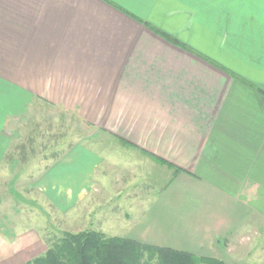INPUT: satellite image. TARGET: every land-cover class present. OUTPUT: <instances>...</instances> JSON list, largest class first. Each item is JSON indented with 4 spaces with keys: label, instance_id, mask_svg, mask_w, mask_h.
Wrapping results in <instances>:
<instances>
[{
    "label": "crops",
    "instance_id": "0c3cea01",
    "mask_svg": "<svg viewBox=\"0 0 264 264\" xmlns=\"http://www.w3.org/2000/svg\"><path fill=\"white\" fill-rule=\"evenodd\" d=\"M50 110L92 133L38 152L23 130ZM59 213L94 219L78 232L260 256L264 0H0V264L48 250L39 226Z\"/></svg>",
    "mask_w": 264,
    "mask_h": 264
},
{
    "label": "trees",
    "instance_id": "16d2710c",
    "mask_svg": "<svg viewBox=\"0 0 264 264\" xmlns=\"http://www.w3.org/2000/svg\"><path fill=\"white\" fill-rule=\"evenodd\" d=\"M45 254L22 264H246L197 255L95 230L66 232Z\"/></svg>",
    "mask_w": 264,
    "mask_h": 264
},
{
    "label": "rangeland",
    "instance_id": "374dc122",
    "mask_svg": "<svg viewBox=\"0 0 264 264\" xmlns=\"http://www.w3.org/2000/svg\"><path fill=\"white\" fill-rule=\"evenodd\" d=\"M43 115V121H39L40 126L36 127L34 126L35 131H28L26 128L23 130L25 133V138L27 139L28 135L39 137L38 140L36 139V145H37V150L38 152H43L44 151V141L45 137L47 135V138L51 135L53 136V142L54 145H59L58 143L61 144V139H63L66 136H70V134H73L75 131H83L84 133H92V129L88 128L87 126L82 128V127H76L74 122L69 119L68 116L63 115L62 112L55 111V110H50L46 112H42ZM63 137V138H62ZM41 146V147H40ZM58 149V147L56 148ZM55 149V150H56ZM60 149V148H59ZM3 194V192L1 193ZM25 199L28 198V196L24 197ZM60 213L58 215L50 216L49 217V222L46 223V225L43 226L38 222V226L40 229L43 231V235L45 236L48 246L53 245L55 242H59L64 236L66 232H71V233H77L78 231H81L83 229H87L89 227L94 226L95 224H92L94 221L93 218H91V222L86 221L87 219H80V222H78V218H73L72 220L68 221L67 224L64 225L62 221H60L59 217ZM78 223V224H77ZM169 224H166V229L168 230L169 235H173V232L176 234L177 231L173 230L171 231L169 228ZM43 227V229H42ZM124 234H127V232H124ZM264 242V240H263ZM47 250H30V254L32 252V255H43L45 254ZM188 252L195 253L197 255H201L200 253H197V250H185ZM259 252V251H258ZM240 253V251L238 252ZM257 252L248 254L245 263L247 264H264V250H261L260 256H256ZM241 254V253H240ZM247 255V254H245ZM239 259L240 258H236ZM230 262V259L228 260ZM234 263V262H231Z\"/></svg>",
    "mask_w": 264,
    "mask_h": 264
}]
</instances>
